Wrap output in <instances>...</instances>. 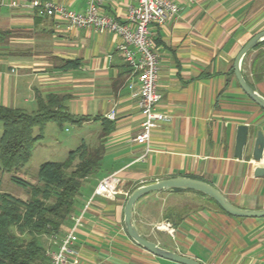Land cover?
Masks as SVG:
<instances>
[{
	"label": "crops",
	"instance_id": "0c3cea01",
	"mask_svg": "<svg viewBox=\"0 0 264 264\" xmlns=\"http://www.w3.org/2000/svg\"><path fill=\"white\" fill-rule=\"evenodd\" d=\"M11 1L0 0V104L34 112L37 94L63 95L66 111L81 119L73 122L77 146L100 143L104 150L76 201L74 215L82 216L74 247L82 264H181L143 249L125 232L126 197L145 182L202 179L238 207L264 208V176L253 174L264 167V150L259 161L251 156L256 131L264 134V111L228 74L239 49L264 29V0H174L177 13L153 29L158 106L168 120L153 129L147 151L133 140L143 119L140 81L117 50L120 36L41 14L36 2L42 0ZM51 1L83 11L88 0ZM129 4L105 0L100 10L122 21ZM260 51L264 45L248 52L241 69L264 96V69L252 66ZM239 124L249 127L241 158L234 156ZM112 172L121 179L114 198L94 196L83 211ZM132 219L148 239L201 264H264V216L230 215L196 191H150L135 202ZM164 222L172 234L159 227ZM73 227L70 216L62 234Z\"/></svg>",
	"mask_w": 264,
	"mask_h": 264
},
{
	"label": "trees",
	"instance_id": "16d2710c",
	"mask_svg": "<svg viewBox=\"0 0 264 264\" xmlns=\"http://www.w3.org/2000/svg\"><path fill=\"white\" fill-rule=\"evenodd\" d=\"M262 45L264 40L253 49ZM254 62L252 66L261 63L259 67L264 69V51L257 54ZM228 74L234 75L233 67ZM36 99L37 109L34 112L0 104V169L12 172L9 179L28 193V198L22 199L4 191L0 184V264H48L50 239L62 234L69 217L76 211L80 189L87 177L99 168L103 156L100 143L93 147L81 142L68 151L63 161L42 162L37 170L36 182L13 173L29 160L33 145L42 137L47 122L61 125L66 121L81 120L74 119L66 111L63 95L37 94ZM35 127L38 128L37 133L34 132ZM198 193L227 213L216 201Z\"/></svg>",
	"mask_w": 264,
	"mask_h": 264
},
{
	"label": "built area",
	"instance_id": "2783aa9c",
	"mask_svg": "<svg viewBox=\"0 0 264 264\" xmlns=\"http://www.w3.org/2000/svg\"><path fill=\"white\" fill-rule=\"evenodd\" d=\"M104 1L88 0L83 11L67 8L51 0H42L36 2V5L41 14L55 16L65 21L68 26L89 27L99 32L111 31L120 36L121 41L117 45V50L132 71L138 75L140 81L137 106L143 119L133 140L143 145L147 151L153 129L160 121L168 120L158 106L161 99V93L157 87L159 59L153 41V29L163 26L169 18L174 16L178 11V5L174 0H130L124 19L119 21L100 10ZM10 5L16 6L18 2L12 0ZM113 113L114 110L108 116L112 117ZM120 182L117 172L103 177L94 188L83 211L90 205L94 196L114 198ZM81 216L82 214L71 215L74 227L50 239L47 247L48 264H82L78 251L74 247L77 241L74 230ZM161 224L159 227L171 234L174 232V228L168 222Z\"/></svg>",
	"mask_w": 264,
	"mask_h": 264
},
{
	"label": "water",
	"instance_id": "95a60500",
	"mask_svg": "<svg viewBox=\"0 0 264 264\" xmlns=\"http://www.w3.org/2000/svg\"><path fill=\"white\" fill-rule=\"evenodd\" d=\"M264 40V29L255 33L250 37L243 46L239 49L234 63L233 69L235 78L243 90V92L248 95L257 105L264 109V96L258 93L247 80L244 78L241 61L243 57L253 49L259 42ZM249 127L247 124H239L236 129L235 136V146H234V156L241 158L243 154L244 147L248 143ZM264 150V134L261 130L256 131V135L253 141L251 156L254 161H259L262 158ZM254 176H264V167L256 166L253 171ZM176 188L182 190H194L205 194L208 198L213 199L217 204L228 214L237 217H263L264 208L261 209H246L238 207L231 203L218 188L213 186L207 181L202 179L192 178V177H171L164 178L154 181H149L142 183L134 187L130 193L127 195L124 207H123V224L126 234L129 238L142 247L143 249L151 252L152 254L166 258L181 264H201L197 260L181 255L175 251L166 249L160 246L158 243L148 239L143 234H141L135 224L133 223L132 213L133 206L135 202L144 194L150 191L157 190H175Z\"/></svg>",
	"mask_w": 264,
	"mask_h": 264
},
{
	"label": "rangeland",
	"instance_id": "374dc122",
	"mask_svg": "<svg viewBox=\"0 0 264 264\" xmlns=\"http://www.w3.org/2000/svg\"><path fill=\"white\" fill-rule=\"evenodd\" d=\"M49 125L46 128L44 126L42 137L33 145L29 160L13 172L25 180L36 182L37 170L42 162L63 161L67 156L68 150L77 146V143H75L76 126L72 121H66L62 125L53 122ZM1 132L2 124L0 123V134ZM11 174L12 172L8 173L0 169L1 188L14 196L27 199L28 193L24 188L9 179ZM42 239L46 242L45 238Z\"/></svg>",
	"mask_w": 264,
	"mask_h": 264
}]
</instances>
